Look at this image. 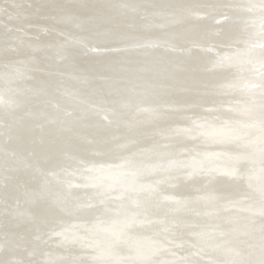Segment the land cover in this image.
Returning a JSON list of instances; mask_svg holds the SVG:
<instances>
[{
	"label": "bare ground",
	"instance_id": "obj_1",
	"mask_svg": "<svg viewBox=\"0 0 264 264\" xmlns=\"http://www.w3.org/2000/svg\"><path fill=\"white\" fill-rule=\"evenodd\" d=\"M146 1L158 2L156 5L159 7H155L148 16L152 19L155 14L160 19L154 26H163L168 11L161 9L167 7L168 0ZM48 2L49 0H0V264H118L119 261L121 264H264V179L249 186L240 180L211 174H199L196 178L188 179L186 171H173L170 174L154 172L153 175L142 176L144 166L169 162L180 154L176 152V155L168 157V137L164 141L150 135L142 137L143 132L148 133L151 131L149 128L156 126L155 122L148 121V115L140 117L138 121L136 116L132 118L127 115L130 113H120L117 126L106 124L105 127H100L98 118L109 115L108 118L115 119L118 116L114 113L118 109L116 103L122 105L127 99L119 93V100L115 98V101L111 99L107 104H100L103 103V98L95 91L102 93L104 84L99 81L106 79L113 80L115 85L116 81V87L124 88L123 84L127 83L123 81L129 80L131 76L124 74L127 71L122 68L123 65H111L109 68L110 60L108 63L100 62L102 59L96 57L88 64L99 65V71L105 65L108 69H104L99 73L98 79L92 81L80 75L86 65L75 62L72 56L66 60L76 65L75 73L68 69L69 66H64L61 71L59 66H51L52 60L59 61L74 51L89 55L98 52L102 55L113 54L112 51L144 42L152 43L153 40L166 48L168 24H164L165 27L167 25L166 28H161L166 32L151 37L147 32H151L149 27H154L152 22L143 24L142 20V24L139 22L136 26L138 30L134 28L130 32L127 28L131 25L101 22V16L112 19L111 13H101V10L94 13L92 10L93 14L90 11L82 16L85 8L64 11L60 4L48 6ZM45 6L51 11L50 14L43 13V8L47 11ZM239 7L246 12L260 10L258 15L264 13L262 5L260 8L256 3ZM144 8L139 5L136 13H146ZM261 16L258 18L264 19ZM63 25L82 28L75 33L70 27L64 29ZM204 40L205 37L195 41L185 37L183 50L188 48L187 53L202 51L205 48L196 46L201 45ZM263 41L264 37L256 40L255 44H264ZM173 46L175 44L172 48ZM19 66L25 70L17 74ZM51 70L58 75L64 74L63 77L68 73L70 78L80 79L68 83L65 78L58 82L49 77L54 75L50 73ZM98 70H94V73ZM112 71L116 74H112ZM258 71L257 73H261L264 68ZM42 73L46 76H42ZM81 80L83 84L78 83ZM66 89L72 92L71 96L78 105L95 92L96 98L91 102L100 106L101 111L89 118L88 123H85L84 118L78 120L75 115L70 122V131L60 132L54 125L50 126V122L57 124L64 117V112L72 110V114L79 110L78 106L62 99L64 95L61 96L60 93L64 91L67 94ZM134 101H138L137 107L148 106L142 100ZM256 102L264 104V94ZM49 104H54L57 108H52ZM13 106L16 107L15 110L12 109ZM259 113L260 110L254 120L264 117ZM128 117L135 120V123ZM257 121L255 123L258 126H264V121ZM140 125L145 129L138 131L141 129ZM130 135H134L130 146L125 147L117 142L123 138L124 141L130 139ZM202 139V142L179 145L185 148V156L180 157L181 161L178 163L208 164L203 160L202 154H213L227 148L231 152H237L236 155L250 154L253 151L251 147L242 150L244 146H234L230 144L231 141L214 144L220 140ZM116 142L118 145L114 146ZM134 143L136 144L133 145ZM197 143H200L201 149L192 147H197ZM173 147L178 150L177 144ZM144 150H150V154H141ZM97 151L102 154L90 157L89 153L95 154ZM153 151L164 156H151ZM191 153L196 154L193 156ZM248 162L250 161L244 159L230 165L223 162L213 164H216V169L232 171L237 164H241L238 168L245 171ZM93 165L104 169L87 174L85 168ZM107 165L116 168L107 169ZM76 170H83V174ZM66 172H71L76 177L82 174L86 180L83 178V182L71 181ZM115 172L125 175L115 177ZM180 174L185 177L180 178ZM168 177L174 180H164ZM96 179L104 181L103 188H100L103 192L92 188L76 191L78 189L69 187V182L90 186ZM159 180L163 181V185L151 200L150 190L149 194H132V185L152 187ZM178 180L183 182L178 189L170 185V182L177 184ZM211 196H214V200L204 201V198ZM162 197L179 199L180 206L176 203L160 204ZM123 200L128 204L129 201H141L142 210L123 205L120 203ZM146 209L150 211L147 212ZM175 211H179L176 219L172 218ZM168 215H171L170 218ZM129 219L147 223L124 230L120 227L119 220ZM172 222L180 223L178 230H171ZM112 229L118 230L123 236H129L136 243L132 251L139 252L138 255H150L148 253L152 249L157 252L151 254L148 260H135L138 262L111 258L110 249H118L121 253L130 250L124 242L111 243L116 240V237L108 233ZM103 242H106V247L99 245ZM142 242H145L144 246L140 245ZM104 257L107 259L100 260Z\"/></svg>",
	"mask_w": 264,
	"mask_h": 264
},
{
	"label": "water",
	"instance_id": "obj_2",
	"mask_svg": "<svg viewBox=\"0 0 264 264\" xmlns=\"http://www.w3.org/2000/svg\"><path fill=\"white\" fill-rule=\"evenodd\" d=\"M244 1L245 0H168L167 7L161 9L162 11H164V9L165 11H168V16L164 19L165 23L168 24V47L164 48L161 43L153 40L154 42L152 43L149 41L135 46L125 47L121 50L118 49L112 51L114 52L113 54L103 53L104 55H102L97 51L98 53L89 55L74 51L70 52L69 56L60 57L61 59L59 61L54 62L52 60L51 66H59V71H61L60 69L64 68V66H69L68 69H70V71L71 69L74 70L73 73H75V71H77L75 70L76 65L73 63L71 64V62H67L66 60L67 57L71 59L72 56L75 62L79 61L86 65L84 66L86 68L83 67V69L87 73L83 70L80 72V75H82L84 79L92 81L98 79L100 72H103L104 69H108L106 68L107 65H105L102 66L103 69L99 71L97 69L99 65L88 64L89 62H93L96 57L97 59H102L100 62L105 61L108 63V60H110L111 64H109L108 67L111 65H115L116 67L123 65L122 68L127 71V73L124 74L131 76L129 80L123 79L125 80L123 83H127L123 84L124 88L122 87L121 89L116 87L118 82L115 81V85L113 80L110 81L106 79L108 80V83H106V80L99 81L104 84V87L101 89L102 93L100 91H95L98 93V96L103 98V103L100 104H107L111 99L112 101H115V98H118L117 96H119V93L120 95L123 94L125 96L123 98L127 99L122 105H120L119 102L116 103L118 109L117 112L114 113L118 116H116L115 119L112 120L108 118L109 115L107 117L100 116V119L98 118L100 127H105L106 124L112 125L113 127L117 126L121 114L126 115L127 113H130L127 115L132 118L136 116L138 121H140V117H146L148 115V121L151 120V122H155L156 126L149 128L152 132H143L142 137H148L150 135L151 137L162 141L168 137V157L176 155L174 154L176 152L177 154H180V156L171 158L173 160H170L169 162L166 161L164 163L156 164L155 166H144L141 172L142 176L145 174L153 175L155 174L154 172L170 174L173 171H186V178L188 179L196 178L199 174H211L216 177L221 176V178H223V176H227L229 179L240 180L246 182L249 186L258 184V182L260 183L264 179V126H258V124L255 123L258 119H254L258 110H260V116L264 115V109L263 111L261 110L264 108V104L256 102L260 95L264 94V71L257 73L259 72L258 70L264 68V44L261 43V45H257L255 43L256 40L264 37V19L258 18L261 15H263L261 17L264 18V13L258 15L260 14V10H256L257 12H254L255 14L253 12H246L239 6H243V4L247 3H256L259 7L262 5L264 9V0H246L245 2L247 3H244ZM157 3V1L154 3L146 0H49L47 5L51 6L53 4H60L64 11H73L74 8L77 10L85 8V12L83 15L81 14L82 16L87 15L85 13H90V11L91 14H93L92 10L94 13H97L98 10H101V13L105 12L109 15L111 13L113 15L112 19H104L101 16V22L107 24L110 22L111 24L113 23L112 25H114L115 22H117V24L123 23L122 25L126 24V26L131 25L130 28H127L131 32L134 31V28L135 30H138L136 26L139 22L141 23L142 20H144V22H142L143 24H146V22H152L153 26L156 24L160 18H157L154 14V18L150 19L148 15H150V12L153 11L155 7H159L156 5ZM139 5L145 7L144 9L147 14L145 12L136 13V8ZM105 6L109 8H105ZM45 7L47 8V6ZM249 9L250 8H248V10ZM43 13L50 14L51 11L49 8H47V11L43 8ZM164 24L163 26L159 24L157 27H149L151 32L147 33H149L151 37H155L160 35L161 32H166L165 29H161L167 27V25L165 27ZM69 27L72 28L74 32L82 28L63 25L64 29ZM185 37L192 38L194 41L197 40V38H200L201 40L205 37V40L202 41L203 43L196 46L197 48L200 47L201 49H205L202 51L198 50L196 53V50L187 53L188 48L183 50V45H185L183 38ZM207 38H209V40ZM173 44H175V46L172 48ZM122 68H120V70ZM19 69L20 71L17 72V74L22 73L21 70H25L22 66H19ZM94 70L98 71L94 73ZM125 70L122 69L123 72ZM112 72V74H116L114 71ZM50 73L54 75H49V77H51L52 80L57 79L56 81L58 82L60 80H65V78L68 83L80 79L78 77L72 79L67 75L68 73L65 74V77H63L64 74L58 75L57 72L54 73L52 70ZM42 76L45 77L46 75L42 73ZM46 78L48 79V77ZM78 83L83 84V81H78ZM8 88L11 89L12 86ZM63 92L60 93L61 96L64 95L62 99L65 102L68 101V103L73 106H78L79 110H76L77 113L75 111L72 114V110L70 112H64V117H62L57 124L50 122V126L54 125L55 128H58V131H70V122L75 115H77L76 118L78 120L84 118L86 120L85 123H88V120H90L89 118H92L94 114L101 111V109H99L100 106L97 107L95 105L96 103L93 104L91 102L92 99L96 98L95 92L90 94L88 98L83 99L81 104L79 103L80 105H78L77 102L75 103L76 100L71 96L72 92L70 90L66 89L68 95ZM69 96L71 98H69ZM134 100H142L144 104L147 105L148 103V106H144L145 108L142 105L137 107L138 101ZM49 105L52 106V108L53 106L54 108H57L54 104ZM15 108L16 107L13 106L12 109L15 110ZM197 113L203 115L201 116ZM216 116L220 118L218 119ZM221 116L224 117L221 118ZM132 118H130L131 122L135 123V120ZM144 119L145 118H143V120ZM250 119H253L254 121H251ZM259 121H264V117L257 122ZM184 123L186 126H182ZM142 125H140L141 129L138 131L145 129ZM251 133L254 134L252 135ZM130 136L131 138L126 141L123 140L124 138L115 141L122 146H130V142L134 141L131 140L134 135ZM136 137L137 135H135V138ZM202 138H216L220 140L215 141L214 144L228 143V141H231L230 144H234V146H244L242 147V150L245 149V147H251L253 151L250 154L243 153L237 154V156V152H231V149L227 148L230 151L226 149L225 151L227 152L221 150L216 151L213 154H202L204 158L203 160L208 164L189 162L183 165L178 163V161H181L179 158L185 156V148H182L179 145H185L195 141L202 142ZM117 142L114 146L118 145ZM135 144L136 143L133 145ZM176 144L178 145V150H175L173 147ZM197 144L198 148L195 146L192 147L195 149H201L202 146L199 145L200 143ZM164 145L165 142L162 146L164 147ZM211 149H214V147H211ZM148 151L150 150H144L141 154H150ZM228 153H233L234 155ZM89 154H91V157L102 153L101 151H97L95 154ZM161 154L157 151L151 152V156L160 155L159 158L164 156ZM190 155L193 154L191 153ZM244 159L250 161L248 162L245 171L239 169L241 164H237L233 171L216 169V164H213L223 162L226 165H230L238 163ZM106 168L114 169L116 167H113V165H107ZM98 169L102 170L104 167L93 165L85 168L84 171L90 174L94 172L96 173ZM76 171L80 173L83 170ZM81 173L83 174V172ZM82 174H78L80 176L76 177L73 173L66 172V176L70 178L71 181L79 180L83 182L85 177L82 176ZM113 175L115 177H122L125 174L122 172H115ZM179 177L181 178L185 176L180 174ZM99 178L100 180H103L101 177ZM167 179L168 182L170 179L174 180V178L170 177L164 180ZM97 180L99 179L94 180L90 186L69 182V187L78 189L76 191L82 190V188H92L93 190L103 192L100 188H103L102 183L104 181L101 182ZM162 182L163 181L159 180V182L155 183L152 187L144 184H140V186L132 185V194H144L150 190L152 191V194L149 197V200H151L154 197L153 195L157 194L158 188L160 189L162 187ZM181 183L183 182L178 180L177 184L170 182V185L175 186V188L178 189ZM160 199V204H179V199L168 197H162ZM210 199L211 201L214 200V196L206 197L204 198V201ZM120 203L127 205L128 207L132 206L136 209L140 208L141 210V207L143 206V203L139 200L135 202L129 201L130 205L124 200L120 201ZM182 203L184 204L185 200L182 201ZM146 210L147 212L150 211L148 209ZM143 212H145L144 209ZM178 212L179 211H175V215L172 218L176 219V213ZM168 213H170L169 210ZM171 214L173 213L171 212ZM168 216L170 218L171 215ZM119 221L121 222L120 227L124 230L129 227L146 225L145 223H147L145 221L137 222L132 219ZM119 221L117 222L120 223ZM115 226L117 227L118 225ZM179 226L180 223L172 222L170 228L171 230H178ZM108 233L112 234L114 238L116 237V240H114L115 242L113 241L111 243L124 242L130 249L123 251L124 253H121L122 251L118 249H110L112 253L110 254L108 252L107 254H110L109 256L117 261L126 259L132 260L131 262L138 259L148 260V258H151V254L153 255L157 252V250L152 249L148 253L150 255H138L139 252L132 251V247L136 246V243H134V241L132 242L129 236H123L115 229L110 230ZM138 242L140 243V241ZM145 242H142L140 245L144 246ZM99 245H104L106 247V242L100 243ZM140 245L137 244V246ZM93 246L96 247V245ZM106 259L107 258L104 257V259L100 260ZM118 264H121V262L119 261Z\"/></svg>",
	"mask_w": 264,
	"mask_h": 264
}]
</instances>
